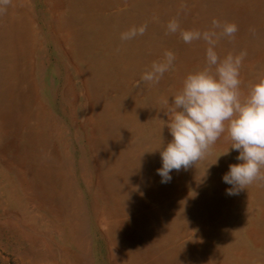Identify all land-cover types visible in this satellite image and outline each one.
Here are the masks:
<instances>
[{
  "label": "rangeland",
  "instance_id": "1",
  "mask_svg": "<svg viewBox=\"0 0 264 264\" xmlns=\"http://www.w3.org/2000/svg\"><path fill=\"white\" fill-rule=\"evenodd\" d=\"M213 19L237 25L215 51L245 52L246 94L264 78V0L0 2V264H264V181L226 194V132L169 182L156 173L171 96L206 64L180 32L219 33ZM165 50L169 70L140 80Z\"/></svg>",
  "mask_w": 264,
  "mask_h": 264
},
{
  "label": "clouds",
  "instance_id": "2",
  "mask_svg": "<svg viewBox=\"0 0 264 264\" xmlns=\"http://www.w3.org/2000/svg\"><path fill=\"white\" fill-rule=\"evenodd\" d=\"M212 24L220 29L219 33L197 30L180 32L185 43L197 39L207 43L206 64L188 72L180 89L171 96L170 103L165 101L169 103L165 125L171 138L154 149L159 151L161 160L156 173L161 183L169 182L173 171L187 169L201 159L209 146L226 132L231 144L220 155L230 150H235L237 155L236 162L229 163L221 179L230 185L225 188L226 194L235 195L254 181H264V172L261 171L264 167V78L254 81L246 94H241L239 72L245 52L229 53L220 58L215 51L219 36L232 37L238 30L237 25L232 22L220 24L215 19ZM177 29V21L170 20L167 31L176 32ZM144 31L143 24L133 26L122 32L120 39L129 40ZM174 59V53L165 50L161 60L153 61L142 72L140 80L158 82L173 65Z\"/></svg>",
  "mask_w": 264,
  "mask_h": 264
}]
</instances>
